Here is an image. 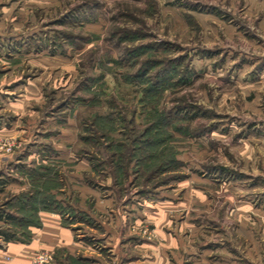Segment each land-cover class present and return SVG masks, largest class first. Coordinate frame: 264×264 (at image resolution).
Here are the masks:
<instances>
[{
    "label": "rangeland",
    "instance_id": "obj_1",
    "mask_svg": "<svg viewBox=\"0 0 264 264\" xmlns=\"http://www.w3.org/2000/svg\"><path fill=\"white\" fill-rule=\"evenodd\" d=\"M3 180L31 264H264V0H0Z\"/></svg>",
    "mask_w": 264,
    "mask_h": 264
},
{
    "label": "crops",
    "instance_id": "obj_2",
    "mask_svg": "<svg viewBox=\"0 0 264 264\" xmlns=\"http://www.w3.org/2000/svg\"><path fill=\"white\" fill-rule=\"evenodd\" d=\"M40 228L32 230L27 241H8L0 245V264H31L34 253L40 249L56 252L63 249L68 255L76 253L77 243L73 242L72 230L63 225L61 215L40 211Z\"/></svg>",
    "mask_w": 264,
    "mask_h": 264
},
{
    "label": "trees",
    "instance_id": "obj_3",
    "mask_svg": "<svg viewBox=\"0 0 264 264\" xmlns=\"http://www.w3.org/2000/svg\"><path fill=\"white\" fill-rule=\"evenodd\" d=\"M5 184L6 183L4 182V180L1 181L0 192L3 191V187L5 186ZM40 210L56 211L55 209L49 207L47 204H45L43 207H41ZM37 212L35 214V220H36V223H35L36 225L35 226H39L40 225V221H39V218L37 216ZM58 213L60 214V212H58ZM7 218L10 219V218H12V216H8V215H2L1 216L0 215V220L8 221ZM31 236H32V233L30 232L29 235H28V237L26 239L22 240V241L29 240L31 238ZM0 237L5 242L16 240L12 233H9V232H6V231H2V230H0Z\"/></svg>",
    "mask_w": 264,
    "mask_h": 264
},
{
    "label": "built area",
    "instance_id": "obj_4",
    "mask_svg": "<svg viewBox=\"0 0 264 264\" xmlns=\"http://www.w3.org/2000/svg\"><path fill=\"white\" fill-rule=\"evenodd\" d=\"M49 259H51V255L45 252L35 258L34 264H46Z\"/></svg>",
    "mask_w": 264,
    "mask_h": 264
}]
</instances>
